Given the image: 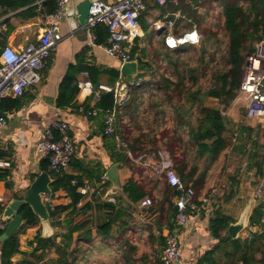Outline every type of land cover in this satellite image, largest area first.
<instances>
[{
    "label": "trees",
    "instance_id": "trees-1",
    "mask_svg": "<svg viewBox=\"0 0 264 264\" xmlns=\"http://www.w3.org/2000/svg\"><path fill=\"white\" fill-rule=\"evenodd\" d=\"M0 1L15 6L18 3L21 5L30 4L35 0ZM199 2L200 0H177V5H173L174 2H172L170 7L174 11L180 10L182 15L192 18L193 14L197 12L195 6ZM34 7L37 8L35 5ZM43 7L42 13L53 14L56 11V1L47 0L44 2ZM223 16L222 30L218 34V31L211 32L215 37L217 36L216 46L218 45L213 51L206 52L198 49L201 41L198 44L183 43L171 47L167 44L166 37L157 45L150 44L148 50H144V47L141 48L139 43L134 49L140 70L136 77L146 76L148 70L153 69V63L150 59L152 56L158 62L157 69L162 70L166 66L169 70V72L162 73L163 78L160 79L158 86L150 88L154 96L152 104L154 115L152 119L158 122L156 133L168 122H165V117L171 113L177 119L178 130L187 129L189 134L187 143L190 145L191 142L196 147V158L209 160L210 164L204 169H200L197 159V162H190V159L185 158V153L183 155L180 153L181 158H185L184 160L177 159V156L173 157L168 149L145 143L140 134H134L129 137L126 132L127 120L128 118L134 119L136 117L140 103L144 99V90H140V86L132 83L133 88L130 90L129 96L122 103H118L115 91L117 83L123 81L131 83L132 76L125 75V80L121 76L120 69L116 67L95 64L84 66L83 59H81L80 66L71 67L66 80L65 87L71 88L73 86L71 96L68 99L62 96L63 98H61L64 100L60 101L63 104L72 103V100L79 92L78 87L73 85L74 81L77 82L78 72L85 69L93 87V93L90 98H93L94 92L99 91L100 98L95 106L98 108L112 107L116 110L118 134L128 141L132 156H138L137 153L142 151H144V154L155 153L158 160L167 162V167L176 170L187 186L195 188V199L202 196L203 193L196 188L205 182L210 165L218 160L223 152L231 148V152L238 150L241 153H245L244 149L248 142H258L257 138L254 137L257 130L251 125L241 124L240 128L235 129L234 135L228 136V119L223 114V110L228 109L240 93L246 56L255 49V43L264 38V0L227 2L223 7ZM193 26L191 25L190 28L192 29ZM144 27L147 29V26L144 25ZM95 31L96 42L106 43L109 36L108 27L103 23L98 24ZM157 73V76H160V72L157 71ZM103 83L112 87V90L101 89L100 85ZM209 97L217 98L223 109L205 104L206 99ZM7 100L14 108H19L23 104L21 97L14 99L4 98L2 103L7 102ZM75 102L74 104H76ZM88 103L84 106L89 107ZM76 108H79V106ZM192 119H195V121ZM246 133L248 136L245 139L243 136ZM178 135L179 133L176 132L172 137L180 141ZM233 136L243 140L244 144L240 146L234 144L232 141ZM105 137L109 140L108 146L112 150L114 159L121 166L126 165L131 169L134 168L136 162L127 152L118 148L115 138H109L106 135ZM257 154V151H254L251 157L255 158ZM9 156L10 153L0 147V157L9 158ZM248 157H250V153H248ZM263 163L262 160L260 165L249 163L248 167L255 165L261 168ZM44 168H49L48 162L44 165ZM201 170L204 171L200 173ZM104 171L100 166L98 169L97 165L85 168L78 175L59 174L50 170L54 177L51 184L53 193L63 189L70 196L71 202L57 205L53 208L48 205L52 223L55 226H59L60 231L50 237H43L41 235L42 231L39 229L36 238L32 241V244L36 242L34 251L32 254H27L29 263L40 264L41 257H37L35 253L41 250L44 252L42 255L44 257H48L50 252H54L57 255L55 258H51L48 264H79V253L81 251L84 254L85 252H98L92 256L91 264H95L97 260H101L105 264H111L112 261L113 264H163L158 252L155 251L134 255L138 250L137 245L128 240L122 242L118 235V233L123 232L122 229L127 228L129 217L132 215V211L124 210H132L133 204L153 194L140 185L133 177L122 186V193L126 195L131 205L121 206L117 209V201L115 203L105 202L104 207L109 210L106 211L108 219L97 226V234L93 235L91 214L86 211L90 208V204L86 203L83 207L78 208V203L85 197L80 192V187L87 180L101 179L106 173ZM11 175L10 167H0V181H6L8 188L13 186ZM73 180H76V183H73ZM162 182L159 183L157 179L154 180L153 190L162 191L163 197H157V201L164 204L165 201H171L178 191L176 188L171 187L166 179ZM159 185L162 186L158 187ZM209 190L203 194L208 193ZM233 196L234 193L231 192L226 197V200H230ZM120 198L118 197V199ZM8 200V198H4L3 202H0V214L3 212ZM262 206L263 202L256 203L249 219V225L257 227L258 230L252 231V236L245 238L242 236L234 238L228 229L230 224L235 222L236 219L232 215L221 211V209H216L211 217L209 226L215 243L199 256L195 264H264V218ZM174 210L173 215L175 216L176 205H174ZM63 213H65V216L61 218ZM20 214L23 216V224L12 236L1 242V264H14L12 258L16 253L20 252V234L24 233L27 228L40 224L39 217L29 205L22 206ZM171 224L170 229L173 231L174 225L173 223ZM114 225L118 226V231L115 235ZM4 230L5 228H0V235ZM158 234L160 237L151 233V241L164 247L166 238L163 233ZM99 238H102L104 242H96Z\"/></svg>",
    "mask_w": 264,
    "mask_h": 264
},
{
    "label": "crops",
    "instance_id": "crops-1",
    "mask_svg": "<svg viewBox=\"0 0 264 264\" xmlns=\"http://www.w3.org/2000/svg\"><path fill=\"white\" fill-rule=\"evenodd\" d=\"M45 1L47 0H35L30 4L21 5L18 3V5L15 6L0 1V27L2 29L0 33V50L1 47L7 43L16 48H22L30 42L37 41L39 34L43 32L44 28L48 27L55 20L53 16L54 13H42L41 10H44L43 4ZM105 1L114 3L119 0ZM172 2H174L173 5H177V0H168L167 3L163 5L157 0H147V9L140 17V26L144 35L137 38V42L144 43V50H148L150 44H159L165 37L167 39L169 35L181 37L185 32L191 30L190 27H183L186 25H179L177 20L184 15H182L180 10L174 11L170 7ZM90 3L91 0L71 1L68 14L65 12L58 20L64 38L59 42L48 63L42 69V80L26 89L23 96H21L23 101L22 106L14 108L8 100L0 105V114L5 115L7 119V123L0 126V147L10 153L9 158L0 157V159L11 162V180L13 182L12 188H8L6 181H0V195L3 198H8V202L12 198L24 197L31 183L43 171H47L53 181L54 177L50 172L51 168L49 162L38 149L37 143L43 138L46 129L55 119H62L69 123V129L76 147L71 165L65 173L78 175L81 174L85 168L95 165H97L98 169L100 166L105 170L104 172H106L114 163L118 162L112 156V150L108 146L109 140L105 137L103 132L104 113L102 111H97V114L87 116L85 112L80 109L81 106L85 107L84 105L87 102H89V107H85L87 109L96 104L94 98H90L92 89L89 87H81L79 84L82 73L86 72L85 69L78 72L77 82L74 81L73 85L78 87L79 92L72 100V103H60V101L64 100L62 96H65L67 99L71 96L70 94L73 86H71V88L65 87L66 80L68 79L71 67L80 66L81 59H83L84 66L87 64L103 65L116 67L121 71L123 63L108 55L104 48L107 42H96V26L90 28L86 25ZM34 5L37 8H35ZM159 22L164 25L162 28L156 26ZM170 22H172V25H170ZM144 25L147 26V29ZM92 32L96 36L95 39L92 38ZM178 32L179 34H177ZM121 76L126 80L124 74ZM135 77L132 76V79ZM102 85L105 84L103 83ZM122 85L124 86L122 87L121 96H124V100L127 98V91L123 92L125 88H128L127 82H118L115 89L117 93L120 92L119 90ZM5 98L14 99L16 97L14 95H7ZM74 102L76 104H74ZM76 105L79 106V108H76ZM142 155L144 154L139 156H132L131 154L130 157L138 164H141L138 159ZM46 161L48 162V169L44 168V165L47 164ZM161 164L163 167H167V162L162 161ZM118 172L119 187L114 190L115 192L111 191L113 183L107 178L86 181L88 183L90 182L91 190L87 196L84 197L82 203L78 204V208L83 207L86 203L90 204V208L86 211H89L91 214L93 235L97 234V226L108 219L106 211L109 210L105 209L104 203L108 201L109 197H114L116 199L118 203L117 209L121 206L131 205L129 199L122 193V186L133 177L146 190L151 191L153 193L152 195L155 197L154 204L149 207L147 211H157V213L154 214L157 218L160 215L158 211H164L163 218L165 220H170L172 223L174 222L173 231L178 233L182 247V257L177 264H195L199 256L206 249L214 245V238L211 236L209 228L211 217L215 213V209L211 206L212 203L210 205L206 204L204 207L202 206L201 211L193 215L186 226L179 227L176 223V213L175 216L173 215L177 193L172 197L171 201H165L164 204L157 201V197L162 198L163 193L156 189L153 190L154 180H156L154 176H157L155 173L150 171L151 173L148 175H137L131 168L126 165L121 166L120 163ZM164 179L165 178L161 176L158 182L163 183L162 181H164ZM161 186L159 185L158 187ZM214 187H211L206 194H203V192L202 196L208 195ZM48 197L51 199L54 207L71 202L70 196L63 189L57 190ZM118 197L121 198L118 199ZM47 198H44V200L47 205H49ZM120 200L121 202L119 203ZM219 209L229 214L225 210V206L222 208L219 207ZM124 211L140 210L136 203L132 205V210ZM64 216L65 213L62 214L61 218ZM238 219H236V221ZM1 223H6V226L8 224L7 221L2 219V213L0 214V224ZM171 225L170 223L169 227H164L159 233L165 234L168 230L170 231ZM251 228L253 231H256V229L254 230L255 227ZM39 229L42 231L41 221L38 226L29 227L24 233L20 234V252L13 256L12 261L14 264H31L27 261V254H32L34 251L36 242L32 244V241L36 238ZM117 231L118 226L114 225V235ZM43 253L44 252L41 250L35 253L37 257H41L39 261L40 264H48L49 259L57 257L54 252H50L48 257L42 256Z\"/></svg>",
    "mask_w": 264,
    "mask_h": 264
},
{
    "label": "built area",
    "instance_id": "built-area-1",
    "mask_svg": "<svg viewBox=\"0 0 264 264\" xmlns=\"http://www.w3.org/2000/svg\"><path fill=\"white\" fill-rule=\"evenodd\" d=\"M56 11L54 21L39 34L37 41L28 43L22 48L7 43L1 47L0 60V104L7 95L21 97L26 89L39 83L42 80V69L46 66L59 42L64 38L58 20L66 12L67 3L70 0H55ZM160 4H166L168 0H157ZM147 9V0H119L114 3L105 0H94L91 3L86 25L94 28L98 24H105L108 27L109 36L104 48L108 55L118 59L122 63L135 60V47H144V43L137 42L138 37H142L144 32L140 26V17ZM172 25V22H170ZM158 28H162V23H157ZM0 27V33H1ZM92 38L96 36L92 32ZM201 33L197 26L185 32L181 37L169 35V46L174 47L178 44L193 43L201 41ZM81 87L92 89V83L88 79V73L83 72L79 79ZM128 84V83H127ZM120 92L117 93L116 100L122 103ZM126 86V85H125ZM101 89L111 91L112 87L100 85ZM94 101L100 98V92H94ZM246 105L248 119L259 122L258 126L264 127V38L255 44V49L246 56L244 76L240 85V93L236 97ZM87 116L97 114V111L104 113L103 132L108 137H114L119 149L132 153L129 150L128 142L118 134V117L116 110L112 107L98 108L95 105L91 108L80 107ZM7 123L5 115L0 114V126ZM38 149L44 158L49 162L50 168L55 173H65L75 155L76 147L73 136L69 129V123L62 119L53 120L46 129L43 138L37 143ZM138 161L145 167L150 168L156 175L163 176L171 187L178 191L175 198L176 223L179 227L186 226L193 215L199 213L202 206L211 204L213 197L218 196V189L214 187L208 195L200 196L195 199V189L187 186L179 174L173 168L163 167L161 160H158L155 153L144 154ZM11 162L0 159V167H10ZM105 174L102 179H105ZM76 183V180H73ZM91 190L90 182H86L80 187V192L87 196ZM97 191V189L95 188ZM49 195L45 196L47 198ZM253 200L256 203L263 202L264 218V177L261 178L253 192ZM47 202L52 208L51 199ZM4 198L0 195V202ZM81 200L78 204H81ZM108 201L116 202L114 197H109ZM255 203V204H256ZM140 211H145L153 205L151 197H144L137 202ZM0 228H6V223H1ZM166 244L164 245L160 260L163 264H177L182 257L181 241L176 231H167L164 234Z\"/></svg>",
    "mask_w": 264,
    "mask_h": 264
},
{
    "label": "rangeland",
    "instance_id": "rangeland-1",
    "mask_svg": "<svg viewBox=\"0 0 264 264\" xmlns=\"http://www.w3.org/2000/svg\"><path fill=\"white\" fill-rule=\"evenodd\" d=\"M230 1L236 2L240 0H200L199 4L195 6L197 12L193 14L192 18L182 16L177 20L179 25H186L183 27H190L191 25H196L198 27L202 35L201 43L198 46V49L201 51L210 52L218 46H216L217 36L215 37L211 32L218 31V34L222 30L221 25L224 21L223 7ZM150 59L153 63V69H149L146 76L131 79L132 81L128 83V88L123 90V92L127 91V97L129 96L130 90L133 88L132 83H136L140 86V90H144V99L140 103L136 117L134 119L128 118L127 120L126 132L129 137L134 134H140L145 143L168 149L173 157H175V155L177 156V159H182L180 153L182 155L185 153V158L190 159V162H197L198 160L200 169H204L210 164L209 160L196 158V147L191 142L190 145L187 143V138L189 137L187 129L178 130L177 119H175L171 113L165 117V122H168L156 133L158 122L152 119L154 115V108L152 106L154 96L150 88L158 86V83L161 81L160 79L163 78L162 73L169 72V70L166 66H164L162 70L157 69L158 62L155 61V57L152 56ZM157 71L160 72V76H157ZM205 104L223 109L222 104L217 98L209 97L206 99ZM223 114L228 119V136L231 137V135H234L235 129L237 130L240 128L241 124L251 125L257 130L254 137L257 138L258 142H248L244 149L245 153H241L238 150L231 152V148L223 152L218 160L210 165L205 182L196 189L199 192H205L215 186L218 189V196L213 197L211 206L215 210L225 206V210L238 219L247 206L249 199L251 198L252 201H254V189L258 181L264 177V127L258 126L259 122L257 120L247 118L246 105L243 101H239L238 99H235L228 109H224ZM192 120L195 121V119ZM176 132L179 133L178 137L180 141L172 137ZM247 136L248 134L246 133L243 137L246 139ZM232 141L238 146L244 144L243 140L235 138V136H233ZM254 151L258 153L255 158L251 157ZM143 152L144 151L138 152V156L144 154ZM248 153H250V157H248ZM261 160L263 163L261 168L255 165L253 167H248L249 163H257L260 165ZM135 164V167L132 168L135 174L148 175L151 173L150 168L138 164L137 162ZM203 171L204 170H201L200 173ZM154 177L158 180L160 176L157 175ZM231 192L234 193V196L231 197L230 200H226V197ZM149 197L152 198L154 204L155 197L153 195ZM158 212L160 215L158 214L159 217L157 218V216H154L157 211H147V209L145 211H132V215L129 217V225L127 228L122 229L124 233H118L122 242L128 240L137 245L138 250L134 255L155 251L158 252L160 257L163 247L159 243L152 242L150 234L154 233L156 236L160 237L158 234L159 231L164 227H169L172 222L163 218L164 211ZM255 229L257 230V227H255L254 230ZM252 231L251 226L248 224V226L241 230L240 235L243 238L251 237ZM96 242L103 243L104 241L102 238H99ZM97 253L98 252H85L84 254V252L81 251L79 253V264H91L92 256ZM49 261L50 259L48 263ZM95 264L105 263H102L101 260H97ZM111 264H113V261Z\"/></svg>",
    "mask_w": 264,
    "mask_h": 264
},
{
    "label": "water",
    "instance_id": "water-1",
    "mask_svg": "<svg viewBox=\"0 0 264 264\" xmlns=\"http://www.w3.org/2000/svg\"><path fill=\"white\" fill-rule=\"evenodd\" d=\"M73 0H70L66 6V13L69 12V4ZM94 0H91V3ZM89 5V10L90 6ZM170 40H167L169 44ZM121 73L124 75L137 76L139 74V61L137 59L133 61L124 62L121 66ZM119 163H114L105 173L108 180L112 181V192L119 187L118 185V172ZM52 177L47 171L41 172L31 183L27 189L26 195L22 198H12L4 207L2 212V219L8 222L4 232L0 235V241L8 239L12 236L16 230L23 224V216L20 214L22 206L29 205L33 212L39 217L42 223V236L50 237L56 232L60 231L59 226H55L52 223L50 209L45 202L44 198L47 195H52L53 189L51 186ZM255 202L249 199L247 206L241 213L239 219L232 222L229 226V232L234 238L240 236L241 230H243L249 224L250 215L253 211Z\"/></svg>",
    "mask_w": 264,
    "mask_h": 264
}]
</instances>
